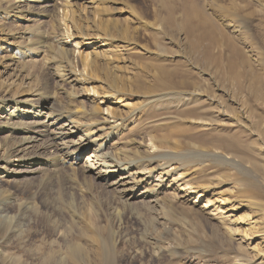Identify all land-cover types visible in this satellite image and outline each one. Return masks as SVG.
Listing matches in <instances>:
<instances>
[{"label":"rangeland","instance_id":"obj_1","mask_svg":"<svg viewBox=\"0 0 264 264\" xmlns=\"http://www.w3.org/2000/svg\"><path fill=\"white\" fill-rule=\"evenodd\" d=\"M86 1L67 0L69 9H62L57 20L0 19V25L17 36L28 32L24 35L28 38L35 32L36 38L49 43L42 60L17 63L11 76L9 69L13 68L1 70L7 62L1 56L7 53L11 57L13 51L10 54L0 46V94L7 87L12 93L40 91L63 109L88 111L89 102L82 104L61 90L66 85L46 69L44 58H57L54 41L59 34H72L78 37L76 42L107 35L113 41L108 50L110 59L100 64L92 61L87 72L99 95L119 93L115 100H125L128 106L120 109L111 105L116 102H110L100 107L123 116L134 110V117L126 121L123 134L127 137L123 138L134 143L150 139L152 155L172 162L189 180L192 191L205 195L198 200L208 199L210 211L215 207L220 210L214 217L201 214L203 209L198 206L202 202L197 206L191 203L196 196L184 201L165 189L160 192L162 209L138 206L130 210L90 174L61 166L54 170L42 167L40 176L0 185V194L8 199L0 202V264H235L238 260L255 264L253 254L264 253L263 238L261 230L248 231L246 221L261 219L264 227V216L259 212L264 211V0H196V5L215 19L208 8L211 3L231 9L225 21L235 25L239 33L228 34L242 54L236 56L245 57L246 64L228 48L215 46L208 56L204 41L192 46V38L198 34L185 29V12L192 0H95V7ZM58 17L68 25L67 33L62 26V31L59 29L57 22L63 20ZM124 43L130 44L129 48L124 50ZM78 50L83 55L90 52L82 46ZM214 56H220L217 63L211 60ZM78 58L75 51L70 58L73 68L78 69ZM157 65L174 73L173 84L162 92L170 93L180 83L176 91L190 97L185 108L198 110L207 126L199 128L193 119L182 116L185 100L179 96L160 97L151 104L142 98L158 94L148 91ZM89 94L93 95L92 91ZM6 140L0 135V144ZM126 140L122 145L117 143L121 145L118 148H134L127 146ZM140 148L135 147L128 156ZM26 203L30 209L23 212L20 207ZM72 209L81 219L72 218ZM114 209L123 210L120 220L113 219ZM13 226L18 230L15 233ZM99 237L110 249L106 260L95 254L94 239ZM70 245L81 247L76 261L67 257L63 262L56 260V254Z\"/></svg>","mask_w":264,"mask_h":264},{"label":"bare ground","instance_id":"obj_2","mask_svg":"<svg viewBox=\"0 0 264 264\" xmlns=\"http://www.w3.org/2000/svg\"><path fill=\"white\" fill-rule=\"evenodd\" d=\"M196 2V0H192L190 7L185 12L186 31L198 34V37L192 38V46L198 47L204 41L206 46L203 49L208 56L215 46L228 48L235 56H242L235 47L233 37L228 34L229 31L234 34L239 33L235 25L226 24L225 18L231 9L215 2L211 3L208 8L212 15L214 14L217 17L215 19L206 14L202 8H199ZM86 4L90 7H95L97 3L95 0H87ZM68 5L67 0H5L0 3V19L10 17L15 21L23 20L25 22L54 19L62 9L66 10L69 7ZM237 17L239 18L238 15ZM64 19H58L63 20V22L59 21L57 24L60 26L59 29L61 31L62 26L63 32H66L68 25H65ZM205 28H208L213 35L207 32ZM25 34H28V32H22L17 36L16 32L0 25V46L3 51L7 49L6 52H10V54L13 51L11 57L7 53H2L1 59H7L6 63H2V71L8 67L13 68L19 62L23 65L38 63V58L41 57L39 61L42 60L44 57L42 56L43 53L48 52L46 50L47 46L49 48V43L40 40L39 37L36 38L35 32L30 34L28 38L24 36ZM65 36L67 37H64V35L62 37V34H59V38L55 39L57 58L54 59L52 57L53 59L49 60L44 58L45 67L48 71H53L58 82L66 85L65 89L61 86V90L67 96L78 99L82 104L89 102L91 106L88 111L83 110L80 112V110L75 108L67 110L61 108L60 105L53 101H48V98L43 97L40 91L23 90L20 93H12L9 87L4 89L0 94V135H5L7 140L5 143L2 142L0 144V185L4 181L17 183L19 180L26 181L27 179L35 178L37 175L40 176L44 173L42 167H45L46 170H54L61 166L70 172L73 169H79L82 175L90 174V176L100 182L109 194L118 198L130 210L138 206L162 209L161 201L164 197L162 196L163 199H161V189H165L167 193L172 192L175 197L184 201H190L191 197L194 198L196 196V199L191 203L193 206L200 204L202 201L198 199H204L205 195L198 193L196 189L192 191L189 180H186L183 174L178 173L179 168L172 166V162H163L165 160L163 154L161 156L164 160L161 161L158 160L160 155H152L150 150L154 146H151L150 139L146 138V140L139 143L125 139L127 136L125 137V134H123V129L126 126V121L134 117V110L128 111V115L123 116L121 113L113 112L109 107L104 108V110L100 107L101 103L109 104L110 102H116L111 103V105L119 106L120 109H126L128 106L125 100H115L114 97L119 95V93H108L103 97L99 95L95 91L94 79L89 76L90 73L88 74L92 61L100 64V62H107L110 59L108 50L113 43L112 39L106 35L100 39L98 37L91 39L86 37L82 39V42H76L75 39L78 37L72 34ZM6 37L14 42H8ZM29 38L30 40H28ZM68 39H70V42H68ZM86 40L90 42L87 43L88 41ZM124 44V50L129 48L130 44ZM78 46H82L85 51L90 50V52H86L83 55V53L79 52ZM75 51L79 53L78 61L80 64L77 67L78 69H76V66L75 68L71 66L70 58L74 57ZM240 56L236 57L242 63H245V57ZM219 58L220 56H214L211 60L217 63ZM14 71H16V68H13V70L9 69V75L11 76L13 74L11 72ZM6 74L5 71L4 75ZM173 78V72L157 65V75L153 77V85L148 91L151 94V92L156 90L158 94H151V97L144 95L142 98L144 100L147 99L148 101H145L151 104V102L157 101L160 97L161 99L167 98V96H170V98L181 97L182 100H185L183 101L184 104L181 105V110L185 109L182 112V116L187 115L185 117L193 119V124L199 128L207 126L200 119L198 110L185 108L186 102L189 101L190 97H187L184 92L180 91L179 94L176 91L180 88V83L172 88L173 91L170 93L164 94L162 92L173 84L171 82ZM90 91H92L93 95L89 94ZM212 102L215 103L214 101ZM104 111H106V115H103ZM94 117L96 118L94 119ZM123 140L127 141L125 142L127 146L130 148L134 146V148H118V146L122 145ZM135 147L141 148L135 154L128 156L129 153L134 151ZM141 152H145V154ZM38 153L40 154L38 155ZM169 156L165 155V158ZM41 157L43 159L40 160ZM223 159L230 162L228 157ZM4 198L7 199L6 196L0 194V202ZM20 208L23 212H26L30 209V204L26 203ZM198 208L203 209L199 213H205L212 217L216 215L217 210H220V208L215 207V209L210 211L212 204L208 199H205ZM259 212L263 217V209H260ZM70 213L74 220L81 219V214L75 209ZM123 214V210L120 212L114 209L113 219L120 220ZM222 214L224 213L222 212ZM259 220L261 219L254 220L250 218V221H246V225L250 232L251 230L262 231H260V237L263 238L262 244L264 245V235L261 234L264 233V227L261 226ZM54 228H56L58 233L62 232L60 228L58 229L56 226ZM12 231L15 233L18 230L14 227ZM100 238L98 240H96L97 238L94 239L97 245L95 254L100 259L106 260L110 249L106 245L105 239ZM80 249L79 245H74L64 251H59L55 256L56 260L60 261L67 257L76 261ZM253 255L257 257L254 260L255 264H264V253H254ZM235 264L246 263L238 260Z\"/></svg>","mask_w":264,"mask_h":264}]
</instances>
